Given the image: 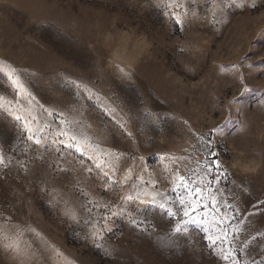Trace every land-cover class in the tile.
Masks as SVG:
<instances>
[{
    "label": "rangeland",
    "instance_id": "374dc122",
    "mask_svg": "<svg viewBox=\"0 0 264 264\" xmlns=\"http://www.w3.org/2000/svg\"><path fill=\"white\" fill-rule=\"evenodd\" d=\"M162 2L0 0V65L27 90L0 73V264H227L174 232L182 215L127 199L170 200V173L209 151L264 258V0H178L179 25Z\"/></svg>",
    "mask_w": 264,
    "mask_h": 264
},
{
    "label": "snow or ice",
    "instance_id": "6c2138e0",
    "mask_svg": "<svg viewBox=\"0 0 264 264\" xmlns=\"http://www.w3.org/2000/svg\"><path fill=\"white\" fill-rule=\"evenodd\" d=\"M228 2L233 7L246 6V0H240V3H237V0H228ZM158 6L171 8L173 10L171 13L172 19L177 25L182 24V20L179 18L180 13L175 10L184 7V5L179 4L178 0H163ZM251 6L255 7V4L253 3ZM184 14L187 15V13ZM0 73L10 82L16 95L24 99V93L27 90L16 74L15 69L0 65ZM76 87L79 88L80 85L76 84ZM29 97V103L35 100V97H31L30 94ZM52 114L50 111L49 115ZM15 119L19 121L21 117L17 115ZM61 123L68 124L69 127L61 129L57 133L58 136L67 138L61 140L60 143L64 147L75 149L81 155H84L82 139L71 127L76 122L65 119L61 120ZM29 132L28 139L35 140V143L39 144L40 139L31 134V129H29ZM86 141L87 138L84 137L83 142ZM213 156H215V153L209 151L203 162L196 160V167L184 169L183 174L179 165H177L175 171L170 173V190L174 194L170 200L165 198L164 193H157L162 201L159 203L156 195L149 196L148 193H144V196L148 197L147 199H143L139 195L136 197L130 195L127 199H138L140 204L158 208L169 218L182 215L186 219L178 222L180 226L176 227L174 232L176 234L187 233L189 225L195 226L203 234L202 239L206 241V246L210 250L216 251L219 258L227 264H264V258L257 260L249 251L251 242L259 239L260 235L245 236L240 230L238 225L243 223V220L240 219V209L235 205L232 194H226L223 190L222 182L227 180V174L221 168L219 160L209 159ZM172 159L174 163L178 160V158ZM0 163H3L2 157H0ZM97 167L99 168L100 165L97 164ZM104 175L111 181V176L107 172ZM129 178V176H126L125 181ZM151 187L155 188V183H152ZM130 222L137 228L146 230L142 227L143 221L131 220ZM3 239L8 240L10 238L4 235ZM6 247L10 250L19 251V245L15 241L7 244Z\"/></svg>",
    "mask_w": 264,
    "mask_h": 264
}]
</instances>
